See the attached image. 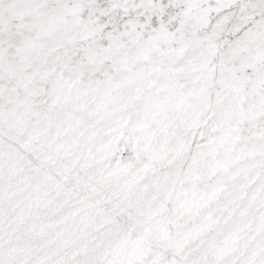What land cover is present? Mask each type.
Returning a JSON list of instances; mask_svg holds the SVG:
<instances>
[{
  "label": "snow or ice",
  "instance_id": "6c2138e0",
  "mask_svg": "<svg viewBox=\"0 0 264 264\" xmlns=\"http://www.w3.org/2000/svg\"><path fill=\"white\" fill-rule=\"evenodd\" d=\"M0 264H264V0H0Z\"/></svg>",
  "mask_w": 264,
  "mask_h": 264
}]
</instances>
